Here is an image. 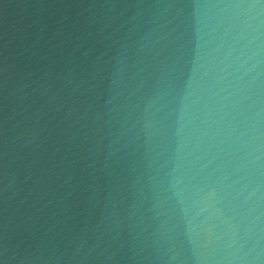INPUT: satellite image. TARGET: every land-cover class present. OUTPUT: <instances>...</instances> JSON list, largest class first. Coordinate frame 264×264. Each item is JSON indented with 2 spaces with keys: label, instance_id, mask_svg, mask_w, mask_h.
<instances>
[{
  "label": "water",
  "instance_id": "1",
  "mask_svg": "<svg viewBox=\"0 0 264 264\" xmlns=\"http://www.w3.org/2000/svg\"><path fill=\"white\" fill-rule=\"evenodd\" d=\"M0 264H264V0H0Z\"/></svg>",
  "mask_w": 264,
  "mask_h": 264
}]
</instances>
